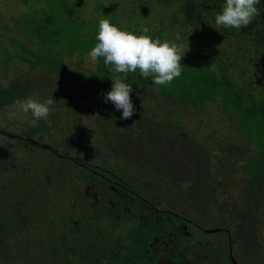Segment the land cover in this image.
I'll list each match as a JSON object with an SVG mask.
<instances>
[{"label": "flooded vegetation", "instance_id": "af4514ba", "mask_svg": "<svg viewBox=\"0 0 264 264\" xmlns=\"http://www.w3.org/2000/svg\"><path fill=\"white\" fill-rule=\"evenodd\" d=\"M29 6L0 0V37L9 45L0 41V264H264V177L247 181L257 168L264 171V156L252 161L264 150L240 160L253 141L248 132L231 129L241 144H223L234 158L229 164H245L227 196L220 179L234 172L215 166L208 152L221 129L204 130L193 112L172 118L168 98L143 96L158 111L148 107L139 120L121 119L109 102L88 133L95 139L77 142L74 89L60 95L40 77L43 68H65L54 55L57 45L25 32L28 19L22 34L40 49L11 41L14 16ZM13 44L15 56L30 63L14 71ZM33 72L36 78L24 79ZM28 97L56 100L47 120L19 114L15 101ZM97 141L105 159L92 155ZM251 162L259 166L252 170ZM252 183L263 190L250 203Z\"/></svg>", "mask_w": 264, "mask_h": 264}, {"label": "rangeland", "instance_id": "374dc122", "mask_svg": "<svg viewBox=\"0 0 264 264\" xmlns=\"http://www.w3.org/2000/svg\"><path fill=\"white\" fill-rule=\"evenodd\" d=\"M177 2V0H169L168 2H159L158 0H34L33 2L32 0H29L30 6L27 8L25 13L22 15L16 14L14 16V21L12 20L11 24V33L15 36H12L11 41H14L15 37V39L27 42L30 44V46H33L39 50L40 46L38 45L37 40H32L22 34L24 31L26 32L29 30V27L32 26L31 21L35 20V22L38 24H34L33 26L43 25L44 32L41 35H48V40L52 43V45H57L54 55H58L60 63L65 65V68H60V70L55 71L53 74L49 72L50 75L46 72V69L43 68L42 70H44V72L40 77H43L44 82H47V84L53 85L54 89H58L60 95L62 94L66 96L71 87L74 89L76 96L75 138L77 142L80 140L84 142L88 138L92 140L95 139L96 135L92 131V135L88 136L90 130H93L96 127L95 116L106 112L108 109V103L110 101L107 103L105 102V94L112 89V79H114L117 75H123L115 73L111 70L112 66L108 65L104 66L105 70L100 72L101 69L99 65V59L95 62H92L88 55L91 49L97 43L95 37L98 33L99 20L105 17L110 18L111 21L118 26L126 25L129 30L135 31L137 34H140L139 29L141 27H148L149 35L153 37H160L162 40L166 37L168 39H174L176 35H179L182 38L186 50H188L181 61L182 65L184 66L182 75L179 78L174 79L170 85H155L148 87V78H143L138 71V73L135 72L137 75H135V73H129L127 75L125 82L131 84L133 89L136 87L135 90H133L131 97L132 99L134 97L137 104L139 102V105L141 106V109L135 107L136 112L131 119H142L143 113L141 111H147L148 107L151 108V111H156L157 113L158 108L156 106L154 108V105L151 104L150 101H153L151 97L162 96L169 99L172 98V96L176 93L177 100H183V102L185 101V104H187L186 109L191 111H194L195 109L194 117H197V119L199 117L202 118L200 119L203 121V123H201V127L204 130L207 128L209 133H213V130L218 128L219 122L217 121V118L220 116L221 112L222 114H225L221 107H217V109H215L213 108V105H210L211 107L209 110L214 116L211 114L206 116L205 113H203L205 111V107L197 108L196 111L195 106L198 104L195 106L193 105L194 102L203 98V91H200V93L198 92L199 95L194 92L195 90H199L198 85L206 87V85H204L205 82L201 80L204 73L201 69L198 70L197 66L199 64L198 54L201 53V50H204V48L207 47L206 44L210 41V38L209 36L205 35L201 39L199 38L198 41L194 42L192 30L183 27L181 24H177V26L173 24L171 17L173 16V11L175 9L178 11ZM181 16L182 15H180V17ZM18 19L23 21V23H16ZM24 19H28L31 24L28 26V28L22 31L25 26H27ZM6 24H8V22ZM16 25L20 26L17 27ZM0 27V31L3 32L2 28L4 27V24L2 22L0 23ZM215 29L218 28L216 27ZM67 34L71 36L73 35V45H70V39L68 37L69 35ZM0 41H2L1 46L3 45V48L9 46L6 44V39L3 35H1ZM4 42L5 44H3ZM12 46V70H15L14 66H20L22 64L29 65V62H24L19 58V56H15L14 53H16V45L13 44ZM17 47H20V45ZM71 51L74 53L71 54ZM101 73L103 74L102 79H100ZM36 74L34 72L30 73L29 75L25 76L24 79L36 78V76H38ZM14 78H17V76H13V79ZM177 88L182 90V94L183 92L185 93L187 89H192V93L196 95H192L190 90L191 96L186 95V97L188 96V99H186L183 97L184 94L182 96L177 92ZM143 96H151L149 99L150 101ZM67 109L68 102L65 104V111H67ZM217 110H219L220 113H218ZM228 114L230 117H232L231 113ZM240 117L243 116L236 118L238 125L240 124L241 126L245 127V122L241 121L239 119ZM23 118H30L29 113L23 116ZM204 118H207L205 121L206 124L204 123ZM228 120H230L232 123V119ZM31 122H33V119H31ZM188 123H190V120ZM219 128L221 131H214V134L219 133V138H221V140L219 141L217 139L218 137L213 139L210 138L209 140L207 139L208 143L210 144L208 152L209 159L214 163L215 166H225L226 168H223V170H228L230 172L232 170L234 172H231L232 174L230 173L228 177H226L228 179H220V182H223V188L221 191L223 192L224 196H227L231 190L230 186L233 187L232 184L235 182L236 178L237 180L244 178L245 168H241V166L245 164L241 161L236 163L235 167L232 166L233 164H229V161L234 160V158L228 157L223 152V144L232 143V141L229 139L240 143L241 138L236 132L230 134V132H232L231 129L233 128L229 126L228 122L220 123ZM246 128H248L246 131L251 133L255 139L254 141L247 140V142H245L244 145H247L250 150L247 151V154L243 158H240V160L254 157L252 151L255 152V155H260L258 153L259 147L264 150V114L257 115L255 120L252 122H246ZM85 130L86 132L83 134ZM95 145L97 146L95 151L92 152V155L103 157L105 159L103 156L105 151L102 152L100 142L97 141ZM263 156L264 155L262 154V157H258L252 161H260L263 159ZM200 159H203V157ZM88 160L94 161V159ZM251 164H254L252 170L259 166L258 162H251ZM255 172L252 173V176L247 173V175H249L247 179L248 183L249 181L253 182L255 180L254 176H257L258 180L260 176L264 177V171H260L259 168H257ZM232 178L235 180L233 183H230ZM262 182H264V180H262ZM259 187L260 185H258L257 189L255 184L252 185V189L250 191L254 192V194L251 196L250 203L254 195H260L262 192L263 188L261 191H259ZM256 202L260 203L259 206H262L263 204V202L259 200L253 201V204ZM160 232L162 234L163 230H160Z\"/></svg>", "mask_w": 264, "mask_h": 264}, {"label": "trees", "instance_id": "16d2710c", "mask_svg": "<svg viewBox=\"0 0 264 264\" xmlns=\"http://www.w3.org/2000/svg\"><path fill=\"white\" fill-rule=\"evenodd\" d=\"M158 1L168 2L169 0ZM177 1L178 11L175 9L171 17L173 24L175 26L181 24L183 27L192 30L194 42L205 35L210 38V41L206 44L207 47L198 54L199 64L197 69L203 71L204 74L201 80L205 82L203 83L206 87L198 85L199 90L194 91L196 94L203 91V98L193 104L194 106L198 104L195 106L196 111L197 108L205 107L203 113L206 116H209V114L214 116L209 110L210 105H213L215 109L221 107L225 114L221 112L218 116L217 121L219 124L218 128L215 129H219L220 123L228 122L231 128L246 131L248 129L246 128V122H252L257 115L264 114V0H260L258 5L260 15L248 27L243 29L223 27L215 29V16L222 10L226 0ZM180 15L182 16L180 17ZM34 24L38 23H32V26L29 27L28 31H31L29 35H38L43 44L50 42L48 35H41L44 32L43 25L33 26ZM68 37L70 45H73V35ZM51 46L56 45L51 43ZM37 57L39 60L43 59L39 55ZM99 65L100 72L105 70L104 66L106 65L103 58L99 59ZM135 75L137 74L135 73ZM102 78L103 74L101 73L100 79ZM147 83H149L148 87L155 86L151 77L147 79ZM190 90L192 93V89H187L185 93L183 92L184 96L182 90L178 89L177 92L188 99L187 97L191 96ZM196 94L192 93V95ZM186 95L188 96L186 97ZM169 101L172 118L175 117L176 119V113L180 112L195 113V109L194 111L186 109L187 104H185V101L177 100L176 93L172 98H169ZM217 112L220 113L219 110ZM228 113H231L232 117ZM239 116H243L239 119L245 122V127L238 125L236 118ZM204 119L205 123L207 118ZM228 119H232V123ZM248 134L254 141L255 137L251 133Z\"/></svg>", "mask_w": 264, "mask_h": 264}, {"label": "clouds", "instance_id": "9594fccd", "mask_svg": "<svg viewBox=\"0 0 264 264\" xmlns=\"http://www.w3.org/2000/svg\"><path fill=\"white\" fill-rule=\"evenodd\" d=\"M259 4L260 0H226L215 16L216 27H248L260 15ZM139 33L129 30L126 25H116L110 18H102L95 37L97 43L88 54L92 62L103 58L105 65L112 66V71L123 74L112 79V89L105 94V102L110 101L118 111L122 110L121 119L124 120L131 119L136 112L131 97L134 89L125 82L127 75L139 71L143 78L151 77L157 86L170 85L182 75L184 66L181 61L188 51L179 35L162 40L149 35L148 27H141ZM55 101L53 97L44 100L28 97L17 99L15 105L19 113H31L35 123L48 119Z\"/></svg>", "mask_w": 264, "mask_h": 264}]
</instances>
